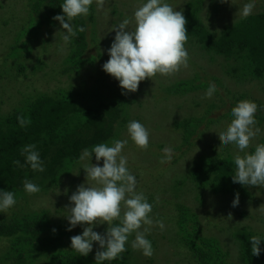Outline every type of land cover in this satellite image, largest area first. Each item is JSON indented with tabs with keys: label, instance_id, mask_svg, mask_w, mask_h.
I'll return each mask as SVG.
<instances>
[{
	"label": "trees",
	"instance_id": "1",
	"mask_svg": "<svg viewBox=\"0 0 264 264\" xmlns=\"http://www.w3.org/2000/svg\"><path fill=\"white\" fill-rule=\"evenodd\" d=\"M106 1L112 7L110 14L112 13V21L115 23L112 28L125 18L130 20V28L135 27L133 12L143 0ZM62 2L63 0H34L29 15L25 17L17 31L10 54L7 55L13 59L11 67L17 69L16 74L13 71L11 73L15 80L28 71V65L22 62L21 57H27L33 64L31 71L36 72L41 69L39 59L30 58L32 55L30 44L38 45V41L45 38V35L47 39L53 34V29H56L54 25L58 22L53 17L63 14L60 6ZM166 2L174 5L175 8V0H166ZM213 2L211 6L218 10L220 4ZM203 3L204 0L186 1L182 11L186 19L188 39L185 47L188 56L193 55L192 48L198 46L197 50L203 51L202 57L208 54L210 62L223 59L226 62L223 63L225 73L232 79H237V82L264 81V3L258 12L250 14L243 20L238 18L219 31L210 30L204 17L201 16ZM89 7L87 16H78L73 20L74 30L79 26H83L85 30L76 32V36L69 44V53L65 54L62 61L64 69L60 72L72 73L81 81H86L92 76L91 73H97L93 69L96 60L102 59L104 55L107 56L106 51L105 53L98 51L96 54L91 51V46L94 47L95 42L98 43V47L101 46L94 24L97 15L95 0H92ZM17 12L13 11L16 15ZM115 16L118 19L114 20ZM10 22L11 19L3 21L6 26ZM56 33L63 35L61 26ZM111 33L115 34V30ZM105 45V49L109 48L111 41L109 40ZM7 57L4 61L10 60ZM7 76L8 74L0 71V81L5 80ZM168 76L166 77L171 78ZM27 77L28 80L31 79V76L27 75ZM209 83H215L217 87L216 102L210 103L202 116H190L174 123V129L182 139L175 149L180 154L178 156L174 154L172 160L174 162L185 154L186 149L197 147L201 141H204L206 131L210 128L214 126L225 128L232 119L231 108L237 101L244 99L254 101L258 105L255 114L256 125L264 127V101L256 97L249 98L250 94L244 89L245 91L239 92L235 97L232 105H228L229 88L222 78L216 75H212L209 79L200 76L180 79L164 89L167 94H185L195 89L207 88ZM60 89L53 91H39V89L35 94H30L33 90L28 91L30 95L20 101L19 107L14 106L5 113L1 112L0 107V189L14 192L16 198V204L8 209L6 216L0 212V239H6L9 243L8 249L0 257L2 264H34L39 260L40 264H97L96 243L93 244V251L87 256L79 255L70 248V237L80 234L79 225V228L67 231V219L58 216L57 211V213L51 211L48 203L39 207L34 205L39 199L45 200L46 194L60 187L63 180L74 173L75 167L80 163L79 157L83 149H91L93 145L101 143L102 139L107 137V132L113 130L115 123L120 122L125 129L126 123L132 119L128 108L130 93L127 95L113 93L112 88H109L111 93L108 97L112 98L111 103L100 101L102 96L97 93L95 100L98 103L92 105L86 101V93L83 95V102H80L76 99L75 92L66 89L60 91ZM0 102L5 103V100ZM18 117L29 119L31 122L21 128ZM116 138L117 134L114 139ZM217 138L219 139V136ZM259 143H264V137ZM27 144H36L40 159L43 161V172L34 171L24 164L20 149ZM164 147L166 146L161 144L158 150ZM253 150L254 147H251L249 152ZM14 160H19L24 166L14 165ZM234 171L235 165L231 156L217 152L216 155L202 154L191 157V167L186 168L183 178L178 179L177 185H173L172 189L177 198L187 189L189 191L194 189L196 193L198 191L196 197L202 205H205L206 197L210 193L224 197L239 193L245 197L248 194L252 197V192H247L245 186L232 182ZM25 180L38 185L40 191L33 194L26 193L23 188ZM155 198L154 196L148 198L152 208L157 203ZM173 218L177 229L168 239L173 243V255L178 258L176 263H179L180 257L184 254L185 262L189 261V264H233L231 253L223 248L220 239L204 233L203 220L196 209L185 202H176ZM262 221L264 222V218ZM53 229L56 231L53 232ZM255 233L244 228L236 234L240 248L238 256L244 264H264V242L260 246L261 252L258 256L251 254L249 237H264V234ZM133 237L132 234L129 235L126 243L127 251L121 253L110 264H136V259L133 258L135 250L131 248ZM146 238L152 245L156 243L155 237L148 235ZM102 264L109 262L104 261Z\"/></svg>",
	"mask_w": 264,
	"mask_h": 264
},
{
	"label": "rangeland",
	"instance_id": "2",
	"mask_svg": "<svg viewBox=\"0 0 264 264\" xmlns=\"http://www.w3.org/2000/svg\"><path fill=\"white\" fill-rule=\"evenodd\" d=\"M175 1V8L177 7L178 11H184L185 2L189 0ZM212 2L217 5L219 3L220 8L215 10L211 6ZM246 2L254 3L252 13H256L261 10L264 0H237V4L240 6ZM33 3L34 0H0V71L8 74L5 80L0 81V101L5 100V103L0 102L1 112L5 113L14 106L19 107L20 101L25 96L35 94L39 89V91H53L60 88L67 91L71 90L76 93L75 97L80 102H83V95L86 93V101L92 105L98 103L95 100L97 93L102 96L100 101L111 103L110 99L112 98L108 97L111 93L109 88H112L113 93L122 94L118 81L102 70V64L109 59L108 48H104L106 47L105 44L109 40L112 42L115 36V34L111 33L112 26L115 24L112 21V13L110 14L112 7L108 5L106 0H95L97 15L94 24L101 47H98V43L96 44L95 42L94 47L90 45L91 51L93 54H96L98 51L104 53L106 51L107 55H104L102 59L96 60L93 69L97 73H91L92 76L88 77L86 81H81L79 77L72 75V73H60L64 69L62 61L65 54L69 53V45L64 47L62 35L56 33L57 29L60 30L61 26L58 21L54 25L56 29H53L52 35L47 39V35H45V38L38 41V45L36 43L30 44L32 48V57L30 56V58L39 59L38 63L41 69L36 72L31 71L33 64L26 56V58L21 57L22 62L28 65V71L25 75H20L21 78L18 80L12 77V71L16 74L17 69L11 67L13 66L11 63L13 59L12 57L10 59L7 55L10 54L11 45L13 44V40L16 39L17 31L25 20V17L29 15ZM202 5L201 16L204 17L210 30L219 31L223 26L231 24L238 19L235 14L239 6L232 4L231 0H229V3L224 4L220 3L219 0H204ZM13 11H18L17 15ZM115 18L117 16L114 17V20ZM4 19H11L8 26L3 23ZM197 48L199 47L195 46V48H192L193 55L189 57L186 68L180 67V71L173 73L174 75H167L171 78L160 74L153 76V80L146 78L140 82L138 90L129 95L130 106L128 108L132 116L130 120L141 122L150 132L147 149L138 148L128 137L126 126L124 129L123 125H120V122L115 123L113 130L108 131L107 137L102 139V142H110L117 134L116 139L128 140V143L122 150V155L127 157V167L137 178V190L142 191L147 198L154 196L156 197L154 200H157V203L153 205L152 213H150L153 224L150 226L142 225L140 229L143 231L144 228H148L149 231L146 233V237L148 235L155 237L156 243L152 245L153 254L148 257L144 256L141 250H135L133 258L136 259V264H189V261L185 262L184 254L180 257L179 263L175 262L178 258L173 255V243L168 239L171 235L175 234L177 229L173 217L175 215L176 202L180 201L185 202L200 213L201 220H203L202 227L204 233L220 239L223 248L231 253L233 264H244L238 256L240 248L238 247L239 242L236 234L240 230L248 228L256 232V235L264 234V222L262 221V218H264V186H245L247 192H252V197L249 194L246 197L239 194V203L235 207L232 206L235 195L228 194L224 197L211 193L206 194V203L202 205L196 197L198 191L196 193L194 189H190L191 191L187 189L181 197L177 198L175 191L172 189L173 185H177V180L183 178L186 168L191 167V157L202 154L207 156L209 154L216 155L217 152L224 156L233 157L238 150L234 145H221L222 141L220 138H217L219 135L216 131L222 129L214 126L206 131L204 136L206 138L197 147L186 149L185 154L177 162L172 161L174 154L176 156L180 154L175 149L182 142L181 135L174 129V123L177 120L190 116H202L205 110L208 109L209 104L215 103L218 97L214 94L211 99L202 98L207 88L195 89L185 94H167L164 89L166 86L172 85L180 79L195 78L197 76L209 79L212 75H216L221 77L224 84L229 88L228 92L230 95L228 96L230 98L228 101L226 100L228 105H232L235 97L238 96L239 92L245 91L244 89H247V92L250 94L249 98L254 99L256 97L264 101L263 80L237 82V79L234 80L225 73L223 63L226 62L223 59L220 58L218 62H210L208 60L209 55L206 54L202 57L203 51L197 50ZM6 57L10 60L4 61ZM27 75L31 76L30 80L27 79ZM222 88L225 91V88ZM32 90L33 92L29 94L28 91ZM133 98L136 102L133 101ZM259 128L261 129V133L250 141V145L245 151L249 152L250 148L254 147L264 137V127ZM161 144L173 149L170 162H160L163 153L162 149L158 150V146ZM240 154L243 155V153ZM91 163H97L94 154L92 161L87 158L83 161L80 160V163L75 167L74 173L64 179L60 187L46 194L45 200L39 199L34 206L39 207L48 203L51 211H57L59 213L58 216H64L66 219V215L69 214V209L67 208L71 206L69 196L77 189L78 185L86 183V173L81 167L91 165ZM102 163L103 161L101 160V166ZM87 182L95 183L93 181ZM223 199H225L224 202ZM1 213L6 216L8 210L5 213ZM158 221L163 223V229L158 226ZM79 226L81 227L79 230L81 233L83 227L87 225ZM107 226L105 222L96 225L93 230L103 233ZM76 227L79 228L78 225ZM132 235L135 237V233H132ZM8 246L9 243L6 239H0V257L8 249ZM39 262L40 260L34 262V264H40Z\"/></svg>",
	"mask_w": 264,
	"mask_h": 264
},
{
	"label": "clouds",
	"instance_id": "3",
	"mask_svg": "<svg viewBox=\"0 0 264 264\" xmlns=\"http://www.w3.org/2000/svg\"><path fill=\"white\" fill-rule=\"evenodd\" d=\"M220 3H229V0H219ZM238 5L237 0H231ZM92 0H63L60 4L62 13L53 17L59 21L63 30L62 41L67 47L76 32H83V26L76 30L73 20L78 16H87ZM236 18L243 20L252 14L254 3L246 2L238 5ZM135 27L130 28V20L123 19L114 26V39L107 49L109 59L102 64V70L118 81L123 95L136 92L141 81L156 74L167 76L175 73L180 67L188 66V52L185 43L188 39L186 19L182 11L173 8L166 0H143L133 12ZM63 50V49H62ZM153 80V79H152ZM217 92L215 83H209L202 98L211 99ZM258 105L248 99L238 101L231 108V121L220 131H216L222 141L221 145H234L238 150L233 156L235 171L232 182L243 186H264V143H257L251 152L245 151L250 141L261 133L256 126L255 114ZM21 128L30 124V120L18 117ZM127 135L140 149H147L150 132L139 121L130 120L126 125ZM127 139H113L93 145L91 149L82 150L79 159L86 158L92 161L93 154L97 163L84 165L81 168L86 173V183L77 186L69 196L71 206L67 231L77 225L83 227L80 234L70 237V248L79 255L87 256L93 251V244L98 245L95 253L97 264L108 261L109 264L127 251L126 243L129 235L135 233L131 242L133 250H141L144 256L153 254L152 243L146 238L148 228L141 231L142 225H152L150 217L152 204L142 191L137 190V178L127 167V157L122 155ZM161 163L170 162L173 149L166 146L162 149ZM240 153H243L241 155ZM24 157V164L34 171L43 172V161L40 159L36 144H27L20 149ZM103 161L102 166L100 161ZM13 164L23 167L19 160ZM93 181L95 183H88ZM24 191L33 194L40 191V187L29 180L23 184ZM239 203V193L235 194L232 206ZM16 204L15 193L0 189V212ZM118 221V223H113ZM107 223L103 233L94 231L98 224ZM163 229L162 222H157ZM56 229H53L55 232ZM251 254L258 256L264 237L250 236Z\"/></svg>",
	"mask_w": 264,
	"mask_h": 264
}]
</instances>
